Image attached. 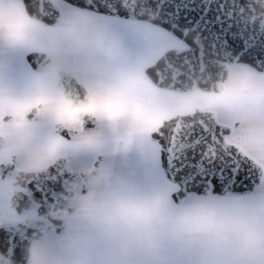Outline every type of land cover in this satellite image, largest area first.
I'll return each mask as SVG.
<instances>
[{"label": "snow or ice", "instance_id": "obj_1", "mask_svg": "<svg viewBox=\"0 0 264 264\" xmlns=\"http://www.w3.org/2000/svg\"><path fill=\"white\" fill-rule=\"evenodd\" d=\"M41 260L264 264V0H0V264Z\"/></svg>", "mask_w": 264, "mask_h": 264}, {"label": "clouds", "instance_id": "obj_2", "mask_svg": "<svg viewBox=\"0 0 264 264\" xmlns=\"http://www.w3.org/2000/svg\"><path fill=\"white\" fill-rule=\"evenodd\" d=\"M40 264H44V262L41 260V261H40Z\"/></svg>", "mask_w": 264, "mask_h": 264}, {"label": "water", "instance_id": "obj_3", "mask_svg": "<svg viewBox=\"0 0 264 264\" xmlns=\"http://www.w3.org/2000/svg\"><path fill=\"white\" fill-rule=\"evenodd\" d=\"M257 2H258V0H257ZM237 190H238V191H240V190H242V189H240V188H237Z\"/></svg>", "mask_w": 264, "mask_h": 264}]
</instances>
